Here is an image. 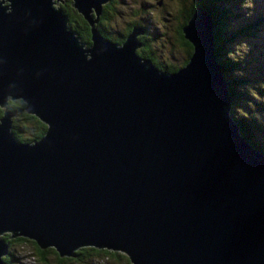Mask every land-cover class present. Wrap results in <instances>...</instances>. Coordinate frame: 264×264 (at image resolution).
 <instances>
[{
    "label": "water",
    "instance_id": "1",
    "mask_svg": "<svg viewBox=\"0 0 264 264\" xmlns=\"http://www.w3.org/2000/svg\"><path fill=\"white\" fill-rule=\"evenodd\" d=\"M198 3L203 0H196ZM0 0V264L3 237L61 258L83 248L131 264H264V152L240 134L211 15L183 27L193 48L176 73L95 27L109 0ZM93 12L96 14L93 16ZM14 87H10L13 86ZM47 126L19 142L6 97Z\"/></svg>",
    "mask_w": 264,
    "mask_h": 264
},
{
    "label": "trees",
    "instance_id": "2",
    "mask_svg": "<svg viewBox=\"0 0 264 264\" xmlns=\"http://www.w3.org/2000/svg\"><path fill=\"white\" fill-rule=\"evenodd\" d=\"M233 1L239 3V1L241 0H203L199 3L195 1V3L191 5L192 8L190 7L186 9L183 7L180 9L181 11L179 13L181 18L185 19V23L188 22L189 19L194 15V10L196 12L199 8L206 10L211 15L214 37L216 40L215 53L217 60L221 62L224 79L228 84L232 99L231 117L237 122L238 126L240 127V134L246 139V141L251 143L256 149L264 152V124L257 120L258 110L256 109V107H258V109L259 107H262V109L264 110L263 101L258 102L256 99L257 96L260 97L261 95H264V79L262 80L260 77L255 76L259 75L256 74L257 71L255 70L259 67L257 66L255 68L251 65H247V61L244 59V56L246 54H239V51L236 49L238 38L240 36H244V34H247L250 30H253L254 32L258 31L257 27L259 22L256 21V23L252 22L253 24H248L246 28H244L247 30H233L232 19L236 17L235 8L234 6H231V3ZM67 2L68 5L61 4L60 8L69 19V29L77 34L82 43H87V46H91L92 32L90 24L77 12V10L72 7V0H67ZM184 12L186 13V16L182 17ZM93 16L96 17L95 12H93ZM110 16L111 14L108 7L104 5L103 13L100 17L99 22L95 24V27L100 29L104 36L111 37L114 41L122 43L123 40L127 39V37L131 34L133 28L137 25L136 23H130L131 27H128L129 24L126 25L128 29L126 28V33L122 34L123 37H120V33L114 34L109 32V25L104 19H109ZM178 16L179 15H177V17ZM118 37L123 38V40H119ZM186 43L189 46L190 50H192L191 44L187 41ZM138 56L141 57L139 54ZM189 56H191V52ZM187 63L188 60L185 62L184 66ZM153 64L160 69H167V67L163 68L162 66L157 65L154 62ZM174 71L177 72L178 69L175 68L171 70V72ZM259 72H261V70ZM8 106L9 110L14 112L16 116H18L15 118L12 130L19 142L32 143L44 137L47 131V126L40 122L36 117L29 115L25 111V104L22 101H16L14 105ZM3 114L4 111L0 108V118H2ZM18 120L23 121L24 124L21 126L20 124H18ZM28 124H32L34 128L30 133H28ZM23 133L27 134L26 137ZM3 239L9 244V246H11V244L13 243L24 244L27 242H31L35 247V256L42 264L48 263V254H52L55 257L57 264H84L90 259H97L100 257L111 258L118 261L123 259V261H125V264H131L129 259L124 254L108 250H99L96 248L88 247L75 252V257L61 258L53 248L41 250L35 242L28 239H10L9 235H5ZM4 261L5 264H16L17 259H15L14 256H12V254L10 253V256L4 258Z\"/></svg>",
    "mask_w": 264,
    "mask_h": 264
},
{
    "label": "rangeland",
    "instance_id": "3",
    "mask_svg": "<svg viewBox=\"0 0 264 264\" xmlns=\"http://www.w3.org/2000/svg\"><path fill=\"white\" fill-rule=\"evenodd\" d=\"M196 0H109L105 4L111 16L107 21L109 31L116 34L118 31H125L126 25L130 23H136L137 27L145 29L147 33L148 44L150 46L149 50L145 51L148 55V60L160 63L162 66L175 67L178 69L182 68L185 62L189 59V48L185 47L180 50L176 44L175 32L174 36H170L171 27H177L184 24V20L180 17V9L185 7L190 8ZM67 0L59 2L58 6L61 4H67ZM251 4V7L246 5ZM231 6L235 8V15L232 19L233 30L244 29L248 24H253L256 21L258 24V31L250 30L244 36L238 38L236 49L239 54L245 53L244 59L247 61V65L252 67H259L255 70L257 71L256 77L264 79V0H241L239 3L232 2ZM197 12V11H196ZM194 10V14L196 13ZM176 14V15H174ZM177 15H179L177 17ZM186 16V13H183ZM97 17H95L96 19ZM100 20V19H99ZM190 20V19H189ZM99 22V21H98ZM189 22V21H188ZM188 22H186L183 27H185ZM253 22V23H252ZM132 32V31H131ZM75 33V32H74ZM183 33V31H182ZM76 34V33H75ZM184 34V33H183ZM77 35V34H76ZM108 39V38H107ZM110 39V38H109ZM108 39V40H109ZM139 39V38H138ZM112 39H110L111 41ZM82 42V41H81ZM115 43V42H114ZM85 47H89L85 44ZM181 48V47H180ZM182 49V48H181ZM139 50V51H138ZM164 51L163 53L160 51ZM151 52L149 55L148 53ZM137 54H140V49H137ZM157 55V61L154 56ZM151 57V58H150ZM189 58V59H188ZM158 64V65H160ZM186 66V65H185ZM184 66V67H185ZM250 66V67H251ZM261 72H259L260 70ZM167 71L165 69H160ZM250 70V69H249ZM170 71V70H169ZM177 71V72H178ZM171 73V72H170ZM176 73V72H174ZM264 81V80H263ZM264 93V88H263ZM257 101L264 103V95L258 97ZM258 110L257 120L264 124V110L262 107H256ZM14 113V112H13ZM18 116H15V118ZM13 118V122H15ZM22 120V119H21ZM18 120V124L21 126L24 124L23 121ZM28 133L33 131V125L28 124ZM27 133V132H26ZM27 133V134H28ZM26 137L27 134L23 133ZM9 251L17 259L16 264H42L35 256V247L31 242L17 244L13 243L9 246ZM47 264H57L55 257L52 254H48ZM67 264H77V263H67ZM83 264V263H78ZM84 264H125V261L115 260L111 258L100 257L97 259H90Z\"/></svg>",
    "mask_w": 264,
    "mask_h": 264
},
{
    "label": "flooded vegetation",
    "instance_id": "4",
    "mask_svg": "<svg viewBox=\"0 0 264 264\" xmlns=\"http://www.w3.org/2000/svg\"><path fill=\"white\" fill-rule=\"evenodd\" d=\"M185 8V7H184ZM191 8H192V6H191ZM180 14V13H179ZM181 17V16H180ZM182 17H185V16H182ZM108 18H105L104 20H107ZM183 19V18H182ZM185 24V23H184ZM128 25V24H127ZM130 26V24L128 25V27ZM183 24H181L180 26H177V27H171V32L169 33L170 34V36H174L173 35V31L175 32V42H176V44H177V46H178V48L180 49V50H182V51H186L187 50V48H186V50H183V48H185V47H188L189 48V46L187 45V43H186V40H185V38L183 39V37H184V34H183V37H182V31H183ZM131 27V26H130ZM135 27H137V26H135ZM181 27H182V30H181ZM127 28V27H126ZM128 29V28H127ZM100 30V29H99ZM144 30V35L143 36H141V37H139V40L142 42V44H143V46L140 48V56H141V58H143V59H145V60H148V55L147 54H145V51L146 50H149L150 49V46H149V44H148V39H147V33H146V30L145 29H143ZM110 32V31H109ZM102 33V32H101ZM107 33V32H106ZM112 33V32H111ZM118 33H120V37H123V35L122 34H124V33H126V29H125V31H118ZM104 36V35H103ZM104 37H106V38H110V39H112L111 37H108V36H104ZM120 37H118V39L120 40L121 39V41L123 40V38H120ZM124 37H126V36H124ZM109 39V40H110ZM112 42H115V43H118V44H123V42L125 41V40H123V42L122 43H119L118 41H114L113 39L111 40ZM87 44V43H86ZM182 49H181V48ZM139 51V50H138ZM162 53L164 52V51H162V50H160ZM190 52H191V50H190V48H189V54L188 55H190ZM149 55L151 54V52H149L148 53ZM151 58V57H150ZM154 59H156V61H157V55L156 56H154ZM157 65L158 64H160V63H158V62H155ZM160 66H162L161 64H160ZM163 68H166L167 66H162ZM168 69V70H167ZM167 69H165V70H167L168 72H171V70H173V69H175V67L173 66V67H167ZM170 70V71H169ZM175 72V71H174ZM174 72H171V73H174ZM24 143V142H23Z\"/></svg>",
    "mask_w": 264,
    "mask_h": 264
},
{
    "label": "clouds",
    "instance_id": "5",
    "mask_svg": "<svg viewBox=\"0 0 264 264\" xmlns=\"http://www.w3.org/2000/svg\"><path fill=\"white\" fill-rule=\"evenodd\" d=\"M247 7H251L252 5L251 4H248V5H246ZM153 63V62H152ZM159 69V68H158ZM10 87H14V85L13 86H10ZM16 103V101L14 100V98H13V96L12 95H8L7 97H6V104L7 105H14Z\"/></svg>",
    "mask_w": 264,
    "mask_h": 264
},
{
    "label": "bare ground",
    "instance_id": "6",
    "mask_svg": "<svg viewBox=\"0 0 264 264\" xmlns=\"http://www.w3.org/2000/svg\"><path fill=\"white\" fill-rule=\"evenodd\" d=\"M2 2H3V4L5 5V6H8L9 5V2H8V0H1ZM192 47V46H191ZM192 53H193V48H192V50H191V56H192ZM191 56H189V57H191Z\"/></svg>",
    "mask_w": 264,
    "mask_h": 264
}]
</instances>
